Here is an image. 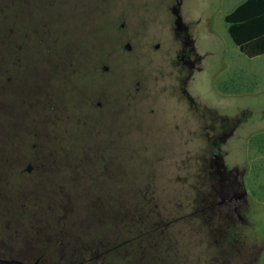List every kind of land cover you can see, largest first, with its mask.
<instances>
[{
    "label": "rangeland",
    "instance_id": "rangeland-1",
    "mask_svg": "<svg viewBox=\"0 0 264 264\" xmlns=\"http://www.w3.org/2000/svg\"><path fill=\"white\" fill-rule=\"evenodd\" d=\"M15 1L21 7L0 9V184L14 179L25 157L34 162L26 129L50 132V151L36 156L56 166L38 184L0 185V238L13 226L31 229L52 218L56 233L50 247L22 250L13 237L0 253L31 263L41 256V264H115L128 252L144 264H264V153L247 151L264 134V56L247 57L226 22L244 0L182 1L200 66L191 84L194 108L176 95L149 92L157 77L155 84L170 88L177 77L168 69L148 79L161 66L143 51L112 54L110 25L124 8H133L140 37L171 41L164 8L170 0ZM7 51L16 75L3 90ZM103 58L111 67L105 77L97 71ZM92 97L120 103L119 135L112 121L108 135V119L89 112ZM214 117H227L232 130L221 141ZM215 140L246 191L237 213L201 211L211 193ZM61 193L68 204L54 207L50 198ZM119 234L130 241L121 252L114 248Z\"/></svg>",
    "mask_w": 264,
    "mask_h": 264
},
{
    "label": "flooded vegetation",
    "instance_id": "flooded-vegetation-1",
    "mask_svg": "<svg viewBox=\"0 0 264 264\" xmlns=\"http://www.w3.org/2000/svg\"><path fill=\"white\" fill-rule=\"evenodd\" d=\"M183 0H170V3L168 2L165 5V9L171 14V22H168V26L166 29L171 32L172 39L169 42H165L163 37L158 36H150L146 35L144 38L140 37L133 28L135 24V13L133 11L132 7L124 8L120 11H118L115 16L112 19L111 26V32L114 34L115 42H116V49L112 52L114 55L116 52L117 54L124 51L126 55H134L138 50L143 51L145 55L149 57V60L151 59L153 62L157 61L158 65L161 67L156 70L151 76L146 75L148 79L154 80V77L156 74L160 76H164L166 71L170 69L167 76L173 78L176 74L177 77V84H171V88L169 85H157L155 82H157L158 78H156L153 87L149 88V92L153 95H161L166 94L169 98H172L171 96H178V102H185V100L189 103V105L194 108L196 106V101L194 97L192 96L191 92V84H193L196 80L197 73L200 71V66L198 62V58L195 51L194 41L192 38V35L190 33V29L188 25L184 22L182 15H181V5ZM21 7V2L15 1V0H0V9H7V8H19ZM179 24V25H178ZM161 43L167 44L165 48H162ZM123 53V52H122ZM9 52L7 51L5 54L6 58V68L2 72L1 75V81H2V88L3 90L9 89V84L14 82V77L16 75L14 68H10L9 66ZM108 58L110 55L107 56ZM106 58V57H105ZM105 58L100 59L98 61V69H100V72L103 74V77L109 76L111 67L107 65L105 62ZM16 63H18L16 61ZM100 63V64H99ZM163 63H166L165 67L162 65ZM15 64V63H14ZM8 65V66H7ZM16 65V64H15ZM166 75V74H165ZM137 77H135V80ZM136 91H140V81H136ZM17 90V89H16ZM171 90L174 91L171 93ZM16 92V91H14ZM168 92L170 94H168ZM146 95V94H145ZM144 95V96H145ZM97 101H96V100ZM109 97H92L87 100V106L88 110L93 115H101L103 117H106L109 121V126L106 128L108 131V135L110 133V121L113 122L112 128H113V135L116 136L117 133L119 135V129L118 126V120L121 114V108L120 103L117 102L115 99L110 100ZM92 100V101H91ZM6 101H9L6 99ZM154 103V102H153ZM155 104V103H154ZM4 106H11L13 104L11 103H4ZM14 106V105H13ZM53 108V106L51 107ZM205 107L204 109H206ZM211 114L214 116L216 113L211 112ZM27 117V113L23 111V114L20 115V117ZM110 119V120H109ZM112 119V120H111ZM220 123V132L215 133L216 138H220V141L224 138H226L231 131H228V118L227 117H214V123ZM215 131V130H214ZM26 133L29 134L30 138V144H29V153L30 155H33L34 162L29 163L25 162L26 157L24 160L20 163V165L17 167V170L15 174H12V177L17 180L16 183L19 184H38V180H44L45 175L48 174L54 166H56V162L53 161H43L42 157L39 156V158L36 156L40 151H43L46 153L47 151H50L49 148V142L51 141L52 135L50 132H46V130L42 132H31L26 129ZM221 145L218 140H215L213 143L212 151L213 156L212 159L209 161V183L211 185V193L209 195H206L203 198L202 204L205 205L201 211L205 212L207 209L209 212L213 213L215 207L224 208L226 213H237L239 207L242 205V203L245 200L246 191L244 190V187L240 180L236 177L237 172L231 171L225 164L223 157L218 154L221 150ZM52 154V153H51ZM49 154V156H52ZM6 164H1V168L4 169ZM7 168V167H6ZM18 171L22 172L19 173ZM33 176H27L22 175L24 172L32 173L34 172ZM8 174V173H7ZM4 182L8 183L13 182V180L7 178ZM176 181H180V179H176ZM0 184V185H4ZM18 184V185H19ZM59 190H62L61 188H58ZM34 198H38L35 196ZM50 203H54V207L56 206V203H67L68 204V194L61 193L59 195H53V197L50 198ZM68 211V210H67ZM66 212V211H65ZM18 228L16 231L13 232L11 229L8 232V236L5 235L4 238H0V249H8L9 248V241L14 239L13 237H16L17 240L15 242L20 245L22 250L25 249H36L39 248L42 245H53L54 238L51 236L55 234V226L53 224V218L49 221H41V224L39 226H35L31 229L21 228L19 229L18 226H13ZM163 231L162 233H164ZM167 233V232H165ZM4 235V234H2ZM12 238V239H11ZM6 239V240H5ZM120 234L118 238L115 239L114 248L116 251L118 250L121 252V249L124 244L130 242L129 240L122 241L120 239ZM132 239V238H131ZM65 245L68 246V244L65 242ZM25 246V247H24ZM128 252V250H127ZM138 251H136L137 253ZM29 253V251L27 252ZM134 253V255H136ZM143 253V252H142ZM129 256L128 258L119 259L118 261L115 260V264H144L143 260L144 258H137L134 257L129 252L127 253ZM144 257V256H143ZM0 258L4 259H19L22 260L28 264H34L38 262V264H41L42 257L39 256L33 263H31L28 259L24 258L21 255H10L7 253H0Z\"/></svg>",
    "mask_w": 264,
    "mask_h": 264
},
{
    "label": "trees",
    "instance_id": "trees-1",
    "mask_svg": "<svg viewBox=\"0 0 264 264\" xmlns=\"http://www.w3.org/2000/svg\"><path fill=\"white\" fill-rule=\"evenodd\" d=\"M226 22L235 44L249 58L264 56V0H246Z\"/></svg>",
    "mask_w": 264,
    "mask_h": 264
},
{
    "label": "crops",
    "instance_id": "crops-1",
    "mask_svg": "<svg viewBox=\"0 0 264 264\" xmlns=\"http://www.w3.org/2000/svg\"><path fill=\"white\" fill-rule=\"evenodd\" d=\"M246 0H244L243 2H245ZM243 2H241L240 4H242ZM240 4H238L235 8H234V10L240 5ZM233 10V11H234ZM232 11V12H233ZM231 12V13H232ZM260 57H262V56H260ZM258 58V57H257ZM263 133L261 134V136H259L257 139H255L256 140V142H251V141H249V144H247V151L250 149V148H254V149H257V151L259 152V153H264V139H263Z\"/></svg>",
    "mask_w": 264,
    "mask_h": 264
},
{
    "label": "water",
    "instance_id": "water-1",
    "mask_svg": "<svg viewBox=\"0 0 264 264\" xmlns=\"http://www.w3.org/2000/svg\"><path fill=\"white\" fill-rule=\"evenodd\" d=\"M0 264H28V263H26V262H24L22 260H19V259H4V258H0ZM34 264H38V262H36Z\"/></svg>",
    "mask_w": 264,
    "mask_h": 264
}]
</instances>
